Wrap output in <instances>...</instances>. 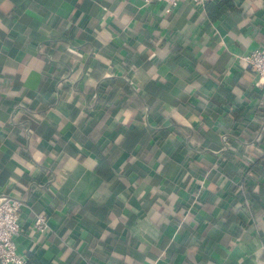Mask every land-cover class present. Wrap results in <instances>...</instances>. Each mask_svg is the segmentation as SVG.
Masks as SVG:
<instances>
[{
    "label": "crops",
    "instance_id": "crops-1",
    "mask_svg": "<svg viewBox=\"0 0 264 264\" xmlns=\"http://www.w3.org/2000/svg\"><path fill=\"white\" fill-rule=\"evenodd\" d=\"M166 7L0 0V195L26 264H264V90L239 59L264 0Z\"/></svg>",
    "mask_w": 264,
    "mask_h": 264
},
{
    "label": "built area",
    "instance_id": "built-area-1",
    "mask_svg": "<svg viewBox=\"0 0 264 264\" xmlns=\"http://www.w3.org/2000/svg\"><path fill=\"white\" fill-rule=\"evenodd\" d=\"M182 0H142V3H163L166 8L175 6ZM207 0H191L196 5H203ZM247 63L254 72L258 85L264 90V45L251 50L239 57ZM260 105L264 108V98ZM22 203L20 200L0 195V264H25V258L16 251L14 237L19 232L18 212ZM31 227L39 233H44L47 227L46 217L43 214L33 216Z\"/></svg>",
    "mask_w": 264,
    "mask_h": 264
},
{
    "label": "trees",
    "instance_id": "trees-1",
    "mask_svg": "<svg viewBox=\"0 0 264 264\" xmlns=\"http://www.w3.org/2000/svg\"><path fill=\"white\" fill-rule=\"evenodd\" d=\"M206 2H207V1H206ZM206 2H205V3H206ZM205 3H204V4H205ZM204 4H203V5H204ZM206 5H207V4H206ZM29 261H31V256H29L28 262H29ZM26 263H27V261H26ZM26 263H25V264H26Z\"/></svg>",
    "mask_w": 264,
    "mask_h": 264
}]
</instances>
